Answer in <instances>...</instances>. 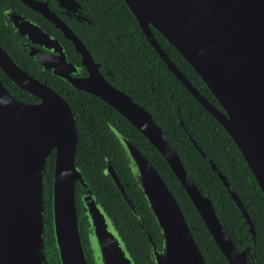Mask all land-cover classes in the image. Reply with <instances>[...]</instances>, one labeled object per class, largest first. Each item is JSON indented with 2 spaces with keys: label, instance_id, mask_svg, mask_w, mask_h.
Instances as JSON below:
<instances>
[{
  "label": "water",
  "instance_id": "1",
  "mask_svg": "<svg viewBox=\"0 0 264 264\" xmlns=\"http://www.w3.org/2000/svg\"><path fill=\"white\" fill-rule=\"evenodd\" d=\"M19 1L62 32L80 54V67L87 75L71 76L77 68L65 60L57 39L39 25L17 13L5 15L13 32L29 42L22 45L23 51L42 69L51 70L73 89L100 98L123 116L165 159L228 263L256 264L249 247L241 251L235 247L211 200L188 176L150 112L109 83L87 47L45 2ZM56 1L61 6H77L73 0ZM124 3L168 70L232 139L264 195V0H124ZM151 27L187 61L213 94L218 107L178 70L158 44ZM35 45L47 49L54 46L58 55L52 56ZM0 69L20 90L39 100L34 104L17 100L0 80V264H47L43 179L52 151L51 216L57 264H88L76 211V183L82 188L80 205L93 264H135L75 164L78 133L67 102L44 82L22 70L1 45ZM113 133L160 233L159 249L149 237L153 264H206L178 202L157 170L135 145L115 130ZM189 138L241 212L253 247V224L243 203L226 176ZM103 172L140 221L109 162Z\"/></svg>",
  "mask_w": 264,
  "mask_h": 264
},
{
  "label": "trees",
  "instance_id": "2",
  "mask_svg": "<svg viewBox=\"0 0 264 264\" xmlns=\"http://www.w3.org/2000/svg\"><path fill=\"white\" fill-rule=\"evenodd\" d=\"M76 1L85 7L87 21L71 22L72 31L87 47L94 62L100 64L104 77L115 88L128 94L133 101L150 112L154 122L164 132L179 156L188 176L198 190L211 200L220 223L225 226L235 247L239 251L249 247L253 251L256 264H264V195L232 139L168 70L147 41L124 0ZM19 2L0 0V45L22 70L43 81L37 62L23 51L14 40L18 35L13 32L10 24L5 23L7 18L4 12L9 6H15ZM25 8L32 13L28 7ZM151 30L178 70L201 95L218 107L213 94L187 61L161 33L153 27ZM54 32L65 44L61 33ZM68 46L70 55L75 57L72 46ZM0 80L17 100L28 104L39 102L37 98L20 90L1 69ZM46 85L63 97L74 114L78 133L75 164L89 189L108 214L135 264H153L149 254V237L159 249L160 233L131 175L125 152L113 130L135 145L164 180L178 202L206 264H229L165 159L136 128L100 98L73 89L62 79L49 75L46 77ZM189 137L226 176L243 203L253 224V247L251 233L241 212L209 163L192 145ZM107 162L117 172L140 221L123 201L110 178L104 174ZM53 164L54 151L48 157L43 179L47 264L58 263L51 216ZM81 192L80 184L76 183L75 203L80 236L88 264H93L87 247V224L80 205ZM142 227L145 228L144 232Z\"/></svg>",
  "mask_w": 264,
  "mask_h": 264
},
{
  "label": "flooded vegetation",
  "instance_id": "3",
  "mask_svg": "<svg viewBox=\"0 0 264 264\" xmlns=\"http://www.w3.org/2000/svg\"><path fill=\"white\" fill-rule=\"evenodd\" d=\"M39 1L40 2H45L47 4L49 10L52 11L71 30H73L71 22L81 23V21H87V19H86L87 17H86V13H85V7L81 3L76 1V0H73L77 4L76 7L74 5H73V7L72 6L71 7L70 6H68V7L61 6L59 4V2L56 1V0H39ZM30 11L32 13H29L26 10L25 5L23 3L19 2L15 6H9L8 10L5 11L4 13H5L6 16H8V14H11V13H17V14L25 17L26 19L32 21L33 23L39 25L41 27V29L44 32H46L49 36H52L55 39H57L60 47H62V51L64 52L65 60L69 64H72V65H74L77 68V71L75 73H72L71 76L74 77V78L85 77L87 75V72H86L85 69H81V67H80V65H81V56H80V54H78L75 51V48H74L73 44L68 39H66L63 36L62 32L58 28H56L51 21L45 19L42 15H40L39 13H37V12L31 10V9H30ZM8 21H9L8 19L5 20V23L7 25L9 24ZM44 21H46L47 23H45ZM51 27L53 29H51ZM54 31H59L61 33L62 37L65 39V44L60 40V38L57 36V34ZM14 40L20 45L21 48H22V45H26L25 43H27V45L29 44V42L25 38H22L20 36H15ZM68 44H70L72 46V48H73V50H74V52L76 54L75 57L70 55V53H69V48L70 47L68 46ZM35 47L37 49H39V50H42V51L48 53V54H51L52 56L58 55V52L55 50L54 46H51L50 47L51 49H47V48H45L43 46L41 47L39 45H35ZM38 67L40 68V71H41V73L43 75V78H44L42 82H44L46 84V77L49 76V75H52V76H54V75L52 74L51 70H44L39 65H38ZM54 77H56V76H54ZM56 78L60 79L59 77H56Z\"/></svg>",
  "mask_w": 264,
  "mask_h": 264
}]
</instances>
